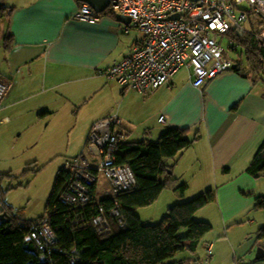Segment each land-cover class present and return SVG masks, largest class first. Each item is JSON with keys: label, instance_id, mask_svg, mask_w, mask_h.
Instances as JSON below:
<instances>
[{"label": "crops", "instance_id": "obj_1", "mask_svg": "<svg viewBox=\"0 0 264 264\" xmlns=\"http://www.w3.org/2000/svg\"><path fill=\"white\" fill-rule=\"evenodd\" d=\"M82 4L0 0V77L12 80L0 105V124L27 116L52 124L60 117L75 121L74 126L85 124L82 143H87L92 126L114 115L117 105L119 130L128 142L135 143V133L145 136L141 141L157 142L146 135L160 139L165 127L186 130L193 144L175 158L170 174L187 190L211 192L216 220L202 221L213 232L198 252L182 253L177 260L196 264L206 257L209 244L212 264H264V259L256 260L257 248H264L259 238L264 211L254 208L264 196V174L256 178L248 171L264 142V79L254 82L233 70L195 88L191 70L184 68L153 93L124 90L101 72L127 58L144 36L117 16L99 15L95 24L74 19ZM94 100L92 119L84 123ZM161 116L164 123H159ZM82 153L99 161L87 146ZM99 191L102 196L109 192L103 179Z\"/></svg>", "mask_w": 264, "mask_h": 264}, {"label": "trees", "instance_id": "obj_2", "mask_svg": "<svg viewBox=\"0 0 264 264\" xmlns=\"http://www.w3.org/2000/svg\"><path fill=\"white\" fill-rule=\"evenodd\" d=\"M98 15L117 16L111 9ZM238 43L242 52L235 59L234 71L254 82L263 80L264 46L259 49L250 36ZM187 133L169 128L157 142H121L117 162L132 169L136 184L115 199L104 196L99 201L91 199L75 205L62 202L61 196L74 176L65 169L60 171L46 214L36 220L26 219L25 210H16L5 201L8 192L17 186L4 189V182L21 176L0 173V264H184L177 257L185 252L196 254L213 230L211 224L194 219L197 212L214 201L212 193L171 207L159 225L144 224L135 210L154 204L166 189L185 194L187 185L176 184L170 174L172 166L165 160L175 159L191 147L193 142ZM248 171L256 178L264 174V142ZM91 189L94 193L96 185ZM101 207L110 224L108 233L94 224ZM115 208L119 217L112 216ZM254 208L264 211V196L255 200ZM45 220L57 238L56 250H42L34 238L33 228ZM182 228L188 230L185 237L179 235ZM259 238L264 239V227L259 230Z\"/></svg>", "mask_w": 264, "mask_h": 264}, {"label": "built area", "instance_id": "obj_3", "mask_svg": "<svg viewBox=\"0 0 264 264\" xmlns=\"http://www.w3.org/2000/svg\"><path fill=\"white\" fill-rule=\"evenodd\" d=\"M109 9L117 15L129 16L130 26L144 36V41L127 58L101 74L122 89L140 94L153 93L169 84L184 68L191 70L195 88L233 71L236 62L220 46L223 38L233 51L239 40L247 36L255 39L259 49L264 46V0H110ZM176 15L179 17L171 18ZM98 16L91 6L82 4L74 19L95 24ZM11 86V79L0 77V104ZM164 122L165 117L161 116L159 123ZM119 126L120 119L115 115L91 128L87 148L91 145L98 148L99 161L95 164L82 153L67 163L65 170L74 179L62 194V202L75 205L91 199L99 201L104 197L99 191L101 179L109 186L105 196L113 199L135 186L132 169L117 162L118 145L125 139ZM112 216L119 217L118 209L112 211ZM119 220L124 225L122 218ZM94 224L104 233L111 231L102 207ZM33 231L42 250H56L57 238L46 220ZM211 256L212 246L208 244L206 257L196 264H212Z\"/></svg>", "mask_w": 264, "mask_h": 264}, {"label": "rangeland", "instance_id": "obj_4", "mask_svg": "<svg viewBox=\"0 0 264 264\" xmlns=\"http://www.w3.org/2000/svg\"><path fill=\"white\" fill-rule=\"evenodd\" d=\"M220 46L234 60H237L242 52L239 47L238 51L229 50V42L225 38L220 42ZM93 102L95 100L90 101V104L88 103L89 110L84 112V123H89L92 119L91 108L93 105L91 104ZM108 103V107L113 104L112 101ZM101 112L103 111L99 110L97 113ZM120 114L116 105L115 114L112 116L117 115L120 117ZM2 115L3 113H0V116ZM59 118L52 124L46 121L39 122L35 117L29 116L20 122L13 121L10 125L0 124V173L11 172L15 177L21 176L12 179L13 181L4 182V189H8L10 186H17L8 192L5 201L16 210H25L26 219L29 220H36L45 216L59 172L66 168L67 161H70L69 159L80 155L87 146L86 141L82 143L86 133L85 124L81 123L80 126H74L75 121L66 120L63 122V119ZM39 123H42V125L40 126ZM165 128L163 130L168 129ZM137 131L135 130V132ZM142 132L143 130H141ZM143 137L145 136L135 133L132 141L141 142ZM145 139L159 140L158 137L154 139L152 135H146ZM86 151L88 152V149ZM175 161L176 159H170L167 164L175 165ZM24 172L27 173L22 176ZM182 184L180 183L179 186ZM207 192H204V195ZM201 194H198L197 189L194 188L187 190L184 195L180 190L172 191L171 189H166L154 204L137 208L135 213L144 224L159 225L168 215V210L171 207L193 200ZM209 205L195 214L194 219L196 221L202 222L205 219L216 220L212 215L213 207ZM217 230L216 227L215 232ZM187 233L188 230L182 228L179 235L185 237Z\"/></svg>", "mask_w": 264, "mask_h": 264}, {"label": "water", "instance_id": "obj_5", "mask_svg": "<svg viewBox=\"0 0 264 264\" xmlns=\"http://www.w3.org/2000/svg\"><path fill=\"white\" fill-rule=\"evenodd\" d=\"M81 3L88 4L91 6L98 14H101L105 12L109 6H110V0H77ZM193 1H198V0H193ZM179 15L172 16L171 18H178ZM117 20L121 23L124 24H131V18L126 15H117ZM237 69V64L233 66V70ZM89 150L94 153L95 155L99 154L98 148L95 145H91L89 147ZM264 259V248L259 246L257 248V253H256V260H263Z\"/></svg>", "mask_w": 264, "mask_h": 264}, {"label": "clouds", "instance_id": "obj_6", "mask_svg": "<svg viewBox=\"0 0 264 264\" xmlns=\"http://www.w3.org/2000/svg\"><path fill=\"white\" fill-rule=\"evenodd\" d=\"M90 147V146H89Z\"/></svg>", "mask_w": 264, "mask_h": 264}]
</instances>
